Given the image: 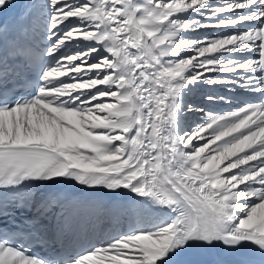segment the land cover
I'll list each match as a JSON object with an SVG mask.
<instances>
[{
    "label": "snow or ice",
    "instance_id": "6c2138e0",
    "mask_svg": "<svg viewBox=\"0 0 264 264\" xmlns=\"http://www.w3.org/2000/svg\"><path fill=\"white\" fill-rule=\"evenodd\" d=\"M0 264H264V0H0Z\"/></svg>",
    "mask_w": 264,
    "mask_h": 264
},
{
    "label": "bare ground",
    "instance_id": "6f19581e",
    "mask_svg": "<svg viewBox=\"0 0 264 264\" xmlns=\"http://www.w3.org/2000/svg\"><path fill=\"white\" fill-rule=\"evenodd\" d=\"M204 34L205 33H200V35H204ZM211 34L212 35H218V33L214 32V31H212ZM205 91H208V90H205ZM225 91H221L220 94L224 95ZM233 91H235V90H233ZM201 98H202V94L197 96L198 100L201 99ZM243 99H254V98L246 97V96H243V95H238V96L235 97L234 103L231 106H229L228 104H222V103H217L215 105H206V106H204L205 107V117L198 118V122H199V120H202V119L206 118V113L209 112V111L213 112L214 114H219V113H222V112H227V111L234 110L235 109V105L238 104ZM192 119H193L192 117H189V123H191Z\"/></svg>",
    "mask_w": 264,
    "mask_h": 264
}]
</instances>
